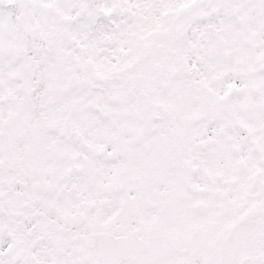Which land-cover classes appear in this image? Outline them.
<instances>
[{
	"label": "snow or ice",
	"instance_id": "1",
	"mask_svg": "<svg viewBox=\"0 0 264 264\" xmlns=\"http://www.w3.org/2000/svg\"><path fill=\"white\" fill-rule=\"evenodd\" d=\"M0 264H264V0H0Z\"/></svg>",
	"mask_w": 264,
	"mask_h": 264
}]
</instances>
